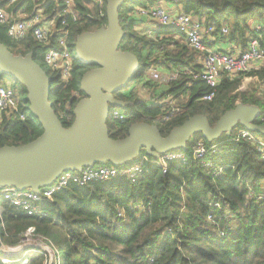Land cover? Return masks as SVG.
<instances>
[{
  "label": "trees",
  "instance_id": "trees-1",
  "mask_svg": "<svg viewBox=\"0 0 264 264\" xmlns=\"http://www.w3.org/2000/svg\"><path fill=\"white\" fill-rule=\"evenodd\" d=\"M66 1L72 3L76 21L63 14ZM101 1L98 5L91 0H19L14 4L0 0V9L18 19H29L41 11L46 21H55L57 31L64 26L69 30L73 49L77 36L107 25L108 0ZM155 3L203 19L214 29L211 39L242 48L251 39H259L254 23L264 26V0H124L118 8L123 30L119 48L135 55L140 66L128 85L114 94L128 104L111 108L107 118L109 136L123 139L130 125L143 122L156 125L165 137L195 115H203L214 127L237 102L257 106L260 116L254 123L262 124L264 99L257 95L258 90H237L244 78L264 80V67L233 78L223 74L213 100L203 101L211 89L203 81L193 79L192 74L201 72L200 59L204 53L182 43L183 35L176 28L160 26L138 15L140 8ZM136 17L156 25L154 37L134 30ZM223 27L229 30L227 35L221 32ZM6 30V25L0 24V42L13 55L31 53L49 77L48 101L62 126L69 128L74 120L73 109L84 97L79 79L95 66L85 65L73 56L70 76L62 81L57 72L44 68L47 48L31 32L16 41L7 37ZM259 41L264 46V37ZM52 42L55 46L54 39ZM205 45L211 47L206 41ZM152 70L176 74L165 92H158L161 85L148 79ZM6 78L0 75V84ZM5 86L11 87L19 101L16 110L0 113V148L22 146L37 139L43 129L28 110L25 88L16 81ZM141 90L152 91L149 101L137 94ZM166 97L170 100L165 101ZM170 101L174 103L170 105ZM173 106L178 111L172 113ZM114 110L123 118L114 119L111 116ZM243 129L236 125L228 136L221 134L212 142H207L200 133L194 134L185 149L172 151L183 154L186 163L174 160L160 165L156 157L144 150L123 166L106 163L116 169L142 163L143 172L135 182L118 175L83 186L71 184L39 204L41 217L27 215L0 200V241L9 248L19 246L25 232L33 227L46 246L63 248L61 264H264V159L253 143L231 140ZM253 135L264 139L263 135ZM198 142L207 148L216 146L204 158L213 168H206L201 160L194 159L193 149ZM97 166L100 164L94 167ZM219 167L222 174L215 176L214 169ZM24 259L25 264L49 262L43 251L29 252Z\"/></svg>",
  "mask_w": 264,
  "mask_h": 264
},
{
  "label": "water",
  "instance_id": "water-1",
  "mask_svg": "<svg viewBox=\"0 0 264 264\" xmlns=\"http://www.w3.org/2000/svg\"><path fill=\"white\" fill-rule=\"evenodd\" d=\"M123 2L108 0L107 25L83 33L75 40L76 59L95 67L81 76L79 90L84 97L73 109L74 120L69 128L62 126L48 101L49 77L31 53L15 56L0 42V75L25 88L28 110L43 129L32 142L0 148V187L37 193L64 171L80 172L106 163L120 167L136 159L142 150L157 158L162 153L185 149L187 141L196 133L212 142L221 134L228 136L236 125L264 136V124L254 123L260 115L259 108L237 103L214 127L203 115H195L165 137L156 125L137 122L130 125L126 137L112 139L107 126L111 108L128 104L116 99L114 94L128 85L140 66L135 55L119 48L123 30L118 8ZM0 249H3L1 241Z\"/></svg>",
  "mask_w": 264,
  "mask_h": 264
},
{
  "label": "built area",
  "instance_id": "built-area-1",
  "mask_svg": "<svg viewBox=\"0 0 264 264\" xmlns=\"http://www.w3.org/2000/svg\"><path fill=\"white\" fill-rule=\"evenodd\" d=\"M19 0H9V4H14ZM92 3L101 5V0H91ZM73 5L70 1H66L62 7L63 14L72 17L73 21H76V16L73 12ZM138 15L151 20L152 22L165 27L176 28L182 35L185 44L197 52L204 53L200 59L201 72L193 73V79L203 81L210 89L211 93L203 97V101L209 102L214 98V90L218 86L221 76L228 74L230 78H233L239 74H246L252 71H258L264 67V46L261 45L259 39L264 37V26L259 23H254L253 29L259 33V39H251L247 45L242 48L236 44H229L226 50L208 48L205 45V41H208L211 33H213V27L207 25L204 20L195 18L193 16L184 15L180 12L171 14L165 8L162 3H155L148 5L145 8H140L137 11ZM0 24L6 25V35L13 40H21L28 32L32 33L35 40L45 45L47 50L43 57L44 65L52 71L58 73L62 81H67L72 71V51L69 41V30L63 27V29L57 31L55 21H46L41 11H38L33 17L29 19H18L13 15L7 14L5 10L0 9ZM64 24V22L62 23ZM222 34L227 35L229 30L223 27ZM54 39V44L52 40ZM254 79L257 81L255 89L258 90V95L264 99V80L259 81L257 77H247L244 79ZM151 79L156 81L159 79V73L152 71ZM243 79V80H244ZM170 100V98H169ZM18 97L16 93L9 86L0 84V113H4L11 110H16L18 107ZM173 102H169L172 105ZM172 113L178 111L174 106L171 108ZM171 115V114H170ZM111 116L114 119H122V115L114 110L111 112ZM260 116V115H259ZM258 116V117H259ZM20 119L24 120V116L20 114ZM165 119V118H164ZM164 119H161L162 121ZM261 123L264 124V116L261 117ZM260 124V125H262ZM234 142L239 140H245L256 145L259 154L264 159V139L253 135L252 132L243 129L238 131L231 139ZM216 146L213 145L209 148L203 142H198L193 149L194 159L201 160L206 168H213L209 161H205V156L210 152H214ZM180 161L182 163L187 162V158L178 152H166L157 157V163L164 165L168 161ZM222 168L214 169V175L219 176L222 174ZM143 172L142 163L132 164L128 167H122L119 169L109 167L106 165H100L97 167H88L82 169L80 172L64 171L58 178L49 186L39 189V192H33L30 189L17 190L14 187H0V200L7 202L9 205L20 209L27 215L43 216L41 206L39 205L45 199L51 198V196L71 184L83 186L91 181H108L115 178L118 175L125 176L131 182H135L137 177ZM2 211L0 207V212ZM34 235V228H29L25 234L26 236ZM39 239H44L38 235ZM26 244H22L17 247L18 253L17 259L3 258L1 264H23L27 263V259H24L29 250H25ZM37 244L36 250L31 249V252L42 251L47 253L45 249H48L50 256L48 264H59L58 250L52 246H46ZM49 248H51L49 250ZM24 249V251H23ZM47 253V255H48ZM24 259V260H23Z\"/></svg>",
  "mask_w": 264,
  "mask_h": 264
},
{
  "label": "rangeland",
  "instance_id": "rangeland-1",
  "mask_svg": "<svg viewBox=\"0 0 264 264\" xmlns=\"http://www.w3.org/2000/svg\"><path fill=\"white\" fill-rule=\"evenodd\" d=\"M15 56H18V55H15ZM72 56H75V52H74V50L72 51ZM45 66V65H44ZM45 69L47 68L46 66L44 67ZM151 73H152V71H150L149 73H148V75H147V77H148V79L150 80V81H152V82H154V83H156V84H158V85H164L165 83H167V82H169V80H170V78H169V76H167L166 77V74L165 73H159L158 71H157V73H159V79H157L156 81H153L152 79H151ZM80 80H81V77H80V79H79V82H80ZM171 81V80H170ZM13 83H15V80H13V79H11V78H9V77H7L6 79H5V83H1L2 85H10V84H13ZM257 84V81H255V80H250V79H247V81L246 80H244L241 84H240V86H239V88H238V90L237 91H242V92H244V91H249V90H251V89H254V86ZM236 91V92H237ZM140 97H146L147 96V94H148V92H146V91H139L138 93H137ZM258 95V94H257ZM158 100L159 99H161V97L160 98H157ZM146 100H148V98L146 99ZM2 234V226L0 225V235ZM36 234L34 233V235L33 236H26V237H23L22 238V243L20 244V245H22V244H26L27 246H26V248H25V250H28V249H33V250H36V248H38V247H36V245L37 244H40V245H42L43 243H44V241L42 240V239H39L37 236H35ZM19 245V246H20ZM18 246V247H19ZM44 248H46V246H43ZM15 248V247H14ZM51 248H49V250H50ZM3 250V251H2ZM13 250V253H17V252H20V251H18L17 250V246H16V248L15 249H12ZM23 251H24V249H23ZM45 251L48 253V249H45ZM3 252H8V249L6 250V251H4V249H0V261H1V259H3L2 257H4V253ZM29 252H31V251H29ZM28 252V253H29ZM27 253V254H28ZM58 255H59V264H61L62 263V255H63V248H58ZM48 259H50V256H49V253H48ZM49 263V262H48Z\"/></svg>",
  "mask_w": 264,
  "mask_h": 264
},
{
  "label": "crops",
  "instance_id": "crops-1",
  "mask_svg": "<svg viewBox=\"0 0 264 264\" xmlns=\"http://www.w3.org/2000/svg\"><path fill=\"white\" fill-rule=\"evenodd\" d=\"M165 8L171 13V14H174L175 12H177L174 7H167L165 6ZM21 17V16H19ZM26 16H23L22 18H25ZM136 19L138 20V22L136 23L135 27H134V30L137 32V33H140V34H147L149 35L150 37H154V31L157 29L156 25L152 22H149L148 20L146 19H142V18H138L136 17ZM175 39L177 38L176 36H173ZM172 37V38H173ZM177 40H179L177 38ZM180 42V41H179ZM182 42V40H181ZM184 43V40L183 42ZM207 44H211V47L213 49H218L219 47L222 49V50H226L228 47H229V44L230 43H226V42H218V41H214L213 39H209L208 41H206ZM213 43V44H212ZM152 71H158L160 74L161 73H165L166 74V77L169 76L170 80H174L176 78V74L170 72V70H166V71H162V70H152ZM169 80V81H170ZM246 80V79H244ZM242 80V82L244 81ZM250 80H254L253 78L250 79ZM247 81V80H246ZM241 82V83H242ZM169 82L165 83L164 85H161L158 89L160 93L162 92H165L167 90V84ZM257 85L254 86V88L256 87ZM142 91H145V90H142ZM152 91H150L151 93ZM158 92L154 93V94H157ZM239 92H242V91H239ZM150 93L147 94L146 97H143L144 99H147L148 98V101H149V96H150ZM159 93V94H160ZM167 98V99H166ZM165 98V101H169V97H166ZM174 103V101H172ZM239 103V102H237ZM18 247V246H17ZM16 248V247H15ZM15 248H9L7 246H3V249L4 251H6L8 249V252H5L4 253V257L5 258H9V259H17L19 256H18V253H13V250L12 249H15ZM3 258V257H2Z\"/></svg>",
  "mask_w": 264,
  "mask_h": 264
}]
</instances>
